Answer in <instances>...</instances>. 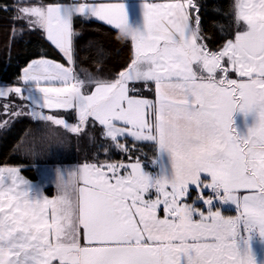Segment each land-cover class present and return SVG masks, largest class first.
<instances>
[{
	"label": "snow or ice",
	"instance_id": "1",
	"mask_svg": "<svg viewBox=\"0 0 264 264\" xmlns=\"http://www.w3.org/2000/svg\"><path fill=\"white\" fill-rule=\"evenodd\" d=\"M131 3L17 0L21 34L43 31L65 62L33 60L19 84L0 87V98L29 106L10 102L6 113L78 136L99 125L122 152V140L150 142L155 170L141 157L57 166L50 198L45 183L0 166V264H264V0L235 3L236 31L215 50L196 0H141L140 22ZM79 17L105 22L130 45L114 78L99 75L102 60L77 72ZM237 113L254 117L246 134ZM192 187L205 209L187 202ZM229 204L235 214L221 210Z\"/></svg>",
	"mask_w": 264,
	"mask_h": 264
},
{
	"label": "trees",
	"instance_id": "2",
	"mask_svg": "<svg viewBox=\"0 0 264 264\" xmlns=\"http://www.w3.org/2000/svg\"><path fill=\"white\" fill-rule=\"evenodd\" d=\"M196 3L199 7L201 29L208 37L207 43L210 48L215 50L227 39L233 38L236 27L232 0H197ZM16 7V0H0V83L9 86L20 83L22 70L33 60L47 58L60 63L65 62L63 55L46 39L43 31H29L25 28L21 34L19 28L22 24L13 21L17 14L14 11ZM74 27L79 33L75 39L77 72L82 69L94 72L93 62L102 60L99 75L114 78L118 71L128 65L133 55L132 49L129 44L117 41L113 28L81 17L75 19ZM4 102L6 101L0 99V121L3 118L10 123L0 127V166L19 167L21 174L31 182L37 180V169L40 166L51 165L53 162L62 166L82 164L94 159L129 163L136 157H141L148 165L147 170H155L150 160L156 153L150 142H135L131 138L122 140L121 142L126 143L129 148L128 152H122L112 148L111 142L102 139L101 133L94 130L89 134L85 131L79 136L69 135L73 142L52 146L44 143L45 141L42 142L43 138H39L45 134V130L39 128L40 123L27 115L10 118L6 111H3ZM102 146L109 149L107 155ZM53 153L56 154L52 155ZM55 156H58V160ZM46 192L53 196L55 191L49 187ZM192 192L194 195L197 194L193 190ZM207 193L208 191L204 195L207 196Z\"/></svg>",
	"mask_w": 264,
	"mask_h": 264
},
{
	"label": "rangeland",
	"instance_id": "3",
	"mask_svg": "<svg viewBox=\"0 0 264 264\" xmlns=\"http://www.w3.org/2000/svg\"><path fill=\"white\" fill-rule=\"evenodd\" d=\"M17 1V0H16ZM69 2H76V3H80V2H108V0H101V1H96V0H69ZM130 10H131V14H132V19L134 22H140V19H141V7H140V4L138 3H135V2H132L130 4ZM82 19L84 20H95V21H98V22H101L105 25H107L105 22H102V21H99L95 18H91V19H88V18H83L81 17ZM23 22H20V24H22ZM109 26V25H108ZM111 27V26H110ZM44 33V32H43ZM44 35L46 36V34L44 33ZM47 38V37H46ZM51 42V41H50ZM62 54V53H61ZM22 73H23V70H22ZM22 75V74H21ZM0 87H10L9 85H5L3 83H0ZM138 87H140L138 85ZM150 88V87H149ZM149 93H150V90H145L141 87V90L140 92L138 93L139 95L143 96V97H147L150 99L149 97ZM1 100H4L6 102L3 103V107L6 108V106H9L10 102L11 103H14L15 105H25V108L26 110H28V102L27 101H22L20 98L18 97H15L14 95L11 96V97H8V98H0ZM4 108V109H5ZM3 111H6V110H3ZM47 112V110H45ZM8 114V113H7ZM9 115V114H8ZM61 115H63L66 120L70 123H75L73 122V120H70L72 119L71 116L74 115V112L72 113H67V112H62ZM25 116V115H24ZM24 116H19V117H24ZM29 118H31L32 120H34L33 117L27 115ZM11 118V117H10ZM2 121L3 118H1ZM0 121V122H2ZM10 123V122H8ZM7 123V124H8ZM4 127V126H3ZM2 128V127H1ZM39 128H43L45 130V134L42 136V137H39V138H43L42 139V142L44 143H49V145H65V144H68V143H71L73 142L69 135H72L71 133H68L67 131L63 130L62 128H49L48 125H44V124H41L40 123V127ZM55 132L56 135H53L52 133ZM85 133V132H84ZM74 136H78L76 134H74ZM41 141V140H39ZM74 144H76V142H74ZM60 146H59V149H58V152L60 151ZM56 153H53L52 155H54ZM60 155V154H59ZM58 156H55V159L57 158ZM58 160V158L56 159ZM80 164H77V165H72V164H69V165H64L63 167L65 168H75V167H78ZM57 166H61V165H56V162H53V164L51 165H43V166H40L38 169H37V180L34 181V183H45V195H48L50 198L55 196L56 195V187L54 186V184L52 183H49V181H51L53 178H54V168L57 167ZM25 179H27V177L23 174H21ZM28 180V179H27ZM49 187H52L54 189L55 192L53 196H50L47 192H46V189L49 188ZM193 191H195L197 194L194 195L193 194ZM207 190H204V193L206 192ZM199 195V192L195 189V188H191L190 191H189V195L187 197V202L188 203H193L195 201V207H197L196 205L198 204H201L203 203L201 200H198L197 197ZM191 199H193L192 201H190ZM205 206V205H204Z\"/></svg>",
	"mask_w": 264,
	"mask_h": 264
},
{
	"label": "crops",
	"instance_id": "4",
	"mask_svg": "<svg viewBox=\"0 0 264 264\" xmlns=\"http://www.w3.org/2000/svg\"><path fill=\"white\" fill-rule=\"evenodd\" d=\"M96 1H101V0H96ZM105 1V0H103ZM197 1V0H196ZM233 1V9H232V13H233V16H234V12H235V8H234V5L235 3L238 2V0H232ZM132 2H135V3H138V4H141V0H132ZM108 26V25H107ZM110 27V26H109ZM112 28V27H111ZM46 37V36H45ZM47 39V38H46ZM48 40V39H47ZM49 41V40H48ZM50 42V41H49ZM51 43V42H50ZM52 44V43H51ZM53 45V44H52ZM55 47V45H53ZM56 48V47H55ZM57 49V48H56ZM59 51V50H58ZM65 59V58H64ZM234 75V74H233ZM150 89L152 88L151 85H149ZM149 97L150 99H154V90H150V93H149ZM73 111H68L67 113H72ZM72 119L70 120H73V122H77V117H76V114L74 113L73 116H71ZM234 119L236 121V126L238 127V129L241 131V133L243 134H246L247 132V127L251 126L253 123H254V117L253 116H249L247 118V123L245 122V117L243 116V114L241 113H237L235 114L234 116ZM94 130H96L97 132H100L101 135H102V128L99 126V125H96V126H89L86 131L87 133L89 134L90 132L92 133ZM194 188V187H192ZM191 189V188H190ZM208 191V190H207ZM206 191V192H207ZM154 198V197H153ZM193 199H191L190 201H192ZM198 208H201L202 210L206 208V206L202 205V206H198L196 205ZM225 214H228V215H231V214H235V209H234V206L232 205H225L222 207L221 209ZM229 210V211H228ZM161 215H163V213H161ZM257 248L258 250L260 249V246L257 245ZM261 256L262 258H264V251L261 252Z\"/></svg>",
	"mask_w": 264,
	"mask_h": 264
},
{
	"label": "clouds",
	"instance_id": "5",
	"mask_svg": "<svg viewBox=\"0 0 264 264\" xmlns=\"http://www.w3.org/2000/svg\"><path fill=\"white\" fill-rule=\"evenodd\" d=\"M130 32L135 31L134 29H130ZM123 39V37H122ZM191 209L190 208H184L181 209L180 212V222L181 224H186L188 222L189 216H190Z\"/></svg>",
	"mask_w": 264,
	"mask_h": 264
},
{
	"label": "built area",
	"instance_id": "6",
	"mask_svg": "<svg viewBox=\"0 0 264 264\" xmlns=\"http://www.w3.org/2000/svg\"><path fill=\"white\" fill-rule=\"evenodd\" d=\"M208 195H211V192H210V190H209V191H208V193H207V196H208Z\"/></svg>",
	"mask_w": 264,
	"mask_h": 264
}]
</instances>
